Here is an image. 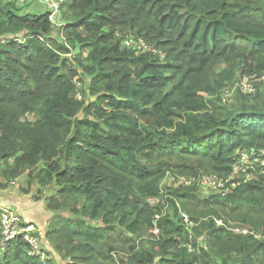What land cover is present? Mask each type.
<instances>
[{"label":"trees","instance_id":"1","mask_svg":"<svg viewBox=\"0 0 264 264\" xmlns=\"http://www.w3.org/2000/svg\"><path fill=\"white\" fill-rule=\"evenodd\" d=\"M33 2L0 0V174L34 171L54 190L47 210L71 215L50 221L51 254L67 264H264L260 164L226 197L160 188L169 174L229 178L241 153L264 150V0H67L60 39ZM117 31L166 59L125 48ZM77 49L87 58L71 66ZM244 76L256 93L237 89L224 103ZM27 249L0 244V264H42Z\"/></svg>","mask_w":264,"mask_h":264},{"label":"built area","instance_id":"2","mask_svg":"<svg viewBox=\"0 0 264 264\" xmlns=\"http://www.w3.org/2000/svg\"><path fill=\"white\" fill-rule=\"evenodd\" d=\"M44 5L49 17V21L53 27H59V17L62 7L67 0H33ZM123 46L127 49L135 51L137 54H152L159 56L161 60L166 59V54L155 46L148 44L145 40L137 38L133 35L121 36ZM241 90L244 94H255L257 88L255 86L254 77H241L236 84L234 90ZM233 93L230 91L223 92V102H229V98ZM256 164H260L264 168V150L253 151L251 153L244 152L240 154L233 174L229 178H223L218 175H199L198 177H185L179 175H168L171 185L176 188H198L199 190H209L217 195L226 197L233 194L238 187L255 179V175L250 172ZM264 174V172H262ZM183 221L188 228H193L194 224L190 221L189 216L182 213ZM222 224V223H221ZM235 232L248 234V231L236 229ZM159 231L156 230L155 234ZM44 234L31 222H25L23 218L9 207L2 205L0 202V244L2 251H9L18 241L25 242L28 245L27 254L29 257L36 259L42 264H47L48 254L42 245Z\"/></svg>","mask_w":264,"mask_h":264},{"label":"rangeland","instance_id":"3","mask_svg":"<svg viewBox=\"0 0 264 264\" xmlns=\"http://www.w3.org/2000/svg\"><path fill=\"white\" fill-rule=\"evenodd\" d=\"M31 8L33 11H35V10L37 11L40 9L38 4H36V1L33 2L30 9ZM60 29H61V26L55 28V37L58 39L61 38L59 36ZM119 35L125 36L127 34L123 31H117V33L115 35V37H116L115 39L117 41H118V39H120ZM87 54H88V49H85V50L77 49L66 57H67V59H69L71 66H77L78 61H85L86 60ZM219 67L220 66H217L216 71H219L221 68L224 67V65L221 66L220 68ZM63 73H67V71L63 70ZM239 76H241L240 73L237 77H239ZM86 78H87V76H86ZM87 82L88 83H87L86 87L89 85L90 79H88ZM261 82H262V85L264 86V78L262 79ZM76 84H77L80 91L86 90V87L84 88L81 84H78V83H76ZM236 84L233 86L227 87L226 89L223 90V92L228 90L231 93H233L228 101H231L234 98V95L236 92L234 90V88L236 87ZM77 98L79 100H82L81 95H78ZM27 117H28L29 121H31V122L36 121V117H34L33 115H28ZM42 166H43V164L40 165V167H42ZM33 175H34V171H27L26 173H24L23 175H21L17 178H11L5 174H3V175L0 174V202L2 203V205L9 207L12 210H15L17 213H19L25 222H28V223L33 222V223L37 224L39 226V229L42 231L43 229L38 224V222L47 220L48 216H52V214L54 216L60 214V215H63L65 217H70L71 215H69L67 212H51V211L47 210V205H46L45 200L50 198L53 195L54 190L53 189H48V190L44 189L41 186H39V184L34 183V176ZM170 175H172V174H170ZM171 186L174 187L173 185H171L170 177L165 176L160 183V188L162 189L163 193L166 194L167 191H169L168 189L171 188ZM198 192L200 193L199 195L202 198L204 197L207 199L210 198L212 195H215L214 192L207 191V190H198ZM148 203L152 207H156L160 204V200L159 199H149ZM229 213H231V212H229ZM234 215H235L234 216L235 219H240L239 217H236L238 215V213H235ZM225 216L229 217V215H225ZM221 223H223V222L218 221L219 226L222 225ZM42 245L47 250L45 236L43 237ZM201 245H203V244L201 243ZM49 255H50V258L55 262V264H67L66 260H63V259L55 256L54 254H51V252H49Z\"/></svg>","mask_w":264,"mask_h":264},{"label":"crops","instance_id":"4","mask_svg":"<svg viewBox=\"0 0 264 264\" xmlns=\"http://www.w3.org/2000/svg\"><path fill=\"white\" fill-rule=\"evenodd\" d=\"M36 4H38V6H39V8H40L41 10H43V11L46 12V9H45V7H44L43 4H41V3L38 2V1H36ZM207 191H209V190H207ZM53 217H55V216L52 214V216H48V217H47V220H44V221H40V222H38V224H39V225L41 226V228L43 229L42 231H43L44 235L46 234V232H47V230H48V228H49V225H50V221L53 219ZM46 248H47L48 252H51V249H50L49 245L47 244V242H46ZM45 250H46V249H45Z\"/></svg>","mask_w":264,"mask_h":264}]
</instances>
